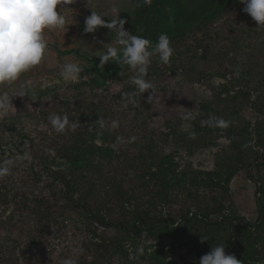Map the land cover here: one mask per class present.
I'll use <instances>...</instances> for the list:
<instances>
[{"label": "rangeland", "instance_id": "1", "mask_svg": "<svg viewBox=\"0 0 264 264\" xmlns=\"http://www.w3.org/2000/svg\"><path fill=\"white\" fill-rule=\"evenodd\" d=\"M137 1L62 0L60 10L66 16L67 23L62 29L45 31L49 48L46 60L22 75L17 82L3 86V90L8 91L10 96H14L20 90L25 91L27 95L13 98L16 110L0 117V140L3 145L4 141L8 140L12 129L22 132L21 134L18 131L13 133L14 147L12 146V151L9 152L4 146L5 152L0 153V160L7 159L16 153L23 154L25 151L31 155L30 163L18 164L12 169L10 176L0 179V248L2 247V252L4 251L1 253L3 257L13 256V251L18 254L19 249L23 248L22 245L24 246L32 237L40 244V254H45L46 264L51 261V258L61 262L62 259L70 256L72 248L77 243L82 244L86 250L80 257L88 258L90 255L88 248L93 249L96 242L107 239L109 241V239L121 236L112 229L105 230L94 220L84 218L72 208H67L64 194H62L64 187L59 181L54 180L55 175H51L59 168L54 166L56 152L66 143L81 150L78 140L82 137L80 134H84L83 131L86 130L87 125L85 117L81 118L83 115L86 118L92 117V125H96L94 131L104 130V133L109 134L108 136L115 140V145L122 148L121 158L118 160L94 157V162L99 164L94 170L90 167L89 172L86 173L94 175L99 171L101 177L97 174L93 177V182L97 185L106 184V188L113 186L118 189L122 185L129 193L142 198L146 205L150 203L153 216L157 219L166 221L170 215L179 216L181 211L192 205L191 200L194 196L199 197L201 192L205 193L210 205H213L214 199L221 198V195L225 193L224 190L210 184L200 189L190 186L191 198L185 189L178 191L171 189L169 193L161 192L162 189H159L160 192L157 191L159 184L149 170L153 152L148 150L151 146L148 140L155 139L156 143L161 133H169L172 127L174 133L170 132L169 137L163 136L153 149L154 152L174 155L175 161L180 165V171L186 165L191 164L194 171L202 172L201 175H195L196 180L205 179V173L208 171L213 173L222 168L233 152L230 149V140L226 138L228 129L216 131L210 139L211 146L200 147L194 151L187 148L182 149L175 142H181L187 136L192 135L181 127L183 123L181 114L184 108L195 109L196 119L192 121L190 130L195 132L197 118L202 116V106L216 100L217 94L220 98L221 109L224 108V104L233 105L223 100L239 89L238 84L244 86L251 79H255L253 75H242V70H238L237 64L247 54L250 46L258 45L255 34L261 35L259 36L260 41L264 40V28H259L255 32L254 29L247 27L240 34H236L235 31L244 24L240 12L231 14L234 28H229L227 25L229 20L222 21L221 25H218L223 27L222 37L225 38V44L220 47L223 49V54L233 47L230 44L233 35L236 47L233 55L229 56L232 61L227 60L222 64L221 71L217 67L218 60H215L214 70H217L221 76L212 79L209 82L210 85L209 83H188L181 74V70L177 68L179 66L178 56L181 53L189 55V59L192 58L193 48L197 46V43L192 40L188 48L173 47L175 52L168 66L162 64L158 56L153 57L146 79L151 80L155 85V99L148 103L147 98L150 92L137 93L133 97L135 103H130L129 96L136 92L135 86L130 83L133 71L130 69L124 72L119 82L109 80L106 85L99 87L96 85V76L90 61L100 62L99 57L106 51V48L103 49L104 44L111 42V46H117L115 45V34L106 28H99L95 33L90 34L84 33L83 29L85 18L91 15V11L104 14L106 22H110L113 17L111 9L115 6L120 11L119 18L127 21L125 29L130 33ZM197 35L195 37L199 39L200 34ZM72 50L75 53L61 54V52ZM203 53L200 49L197 56L200 57ZM260 59H263L262 53ZM113 61L105 64L104 68H109ZM68 62H79L84 69L80 78L75 81L65 80L60 74L62 65ZM252 80L250 82H253ZM209 92L211 95H208ZM253 99L251 105L244 103L238 114L241 122L246 124V128L250 129L251 133H253L252 130L258 118ZM144 101L148 104V109L144 108ZM230 108L231 112L235 109L234 106ZM54 112L67 113L70 120L79 119V128L75 132L69 130L65 134L56 133L48 122V116ZM114 120L118 121L119 126L116 128L112 127ZM24 133L34 140V145L27 142L26 146L22 147ZM249 135L254 145L255 135ZM174 136L177 141H174ZM197 136L195 132L192 136L194 142H197ZM117 137L125 139L135 137V140L119 144ZM85 139L91 142L88 136ZM95 143L102 144L99 140ZM20 148L22 151L18 150ZM178 152L179 155L176 154ZM84 154L89 157L90 152L85 151ZM40 157H45L47 160L40 159ZM31 166L34 171L30 169ZM40 177L42 180L39 179ZM228 190L232 209L246 220L255 222L258 218L256 186L250 180L247 170H241L235 175ZM164 197L168 198L171 203L167 202ZM98 198L101 201L105 195L100 194ZM18 202L21 203V211L15 205ZM94 204L98 205L95 202ZM226 204L228 205L229 202ZM14 213V221H21L24 218L25 222L30 224L32 231L29 230L30 228H25L15 230L13 234H10L8 231L11 229L7 223ZM101 236L104 238L101 239ZM138 240L141 251L156 243L151 234L146 232ZM161 242H166L165 238H162ZM191 248V245L175 246V251L173 250L174 252L168 255V261H174L176 264L193 262L196 251H192Z\"/></svg>", "mask_w": 264, "mask_h": 264}, {"label": "trees", "instance_id": "2", "mask_svg": "<svg viewBox=\"0 0 264 264\" xmlns=\"http://www.w3.org/2000/svg\"><path fill=\"white\" fill-rule=\"evenodd\" d=\"M244 7L245 5L239 3V0H138L130 34L141 35L155 43L159 35L164 33L169 36L172 47L176 48H188L191 40L196 42L197 46L193 48L191 59L185 53L178 56L179 66L177 68L181 70V74L190 84L209 83L215 77L221 76L217 70H214L215 60H218L217 67L221 71L222 64L227 60L232 61L229 56L233 55L236 47L233 35L230 39L233 47L223 54V49L220 47L225 44V38L222 37L223 27L218 25H221L222 21L229 20L227 25L229 28H234L231 14L240 12L244 24L235 31L236 34H240L247 27L254 29L255 32L259 30L257 23L243 11ZM197 34H200L199 39L195 37ZM255 36L258 45L250 46L247 54L237 64L238 70H242V75L254 76L255 79H251L253 82L250 80L244 86L238 84L239 89L223 100L233 105L224 104V108L221 109L220 98L217 94L216 100L202 106V116L197 118L198 123L195 124V132L198 134L197 142L192 140V136H187L181 142H175L182 149L187 148L194 151L200 147L211 146L212 135L216 131L227 128L226 138L230 140V149L233 152L222 168L213 173L208 171L205 173V179L196 180L195 175H201L202 172L194 171L191 164L186 165L180 171V165L175 161L174 155L154 152L153 149L163 136L169 137L170 132L174 133L172 127L169 133H161L156 143L155 139L148 140V144L151 145L148 150L153 152L149 170L159 184L157 191L162 189L161 192L169 193L171 189L177 191L185 189L191 198L190 186L200 189L210 184L225 191L221 198L214 199L213 205L209 204L205 193L201 192L199 197L194 196L191 200L192 205L181 211L179 216L176 215L175 218L170 215L166 221H162L153 216L150 203L146 205L142 198L129 193L122 185L118 189V187L106 188V184L99 186L94 183L93 177L96 174L101 177V173L99 171L94 175L86 173L89 172L90 167L94 170L99 164L94 162V157L118 160L121 158L122 148H118L115 140L108 136L109 134L104 133V130H93L96 125H92L91 116L81 117H85L87 123L84 134H80L82 137L78 140L81 150L66 143L56 152L54 166L59 168L51 175H55L54 180L59 181L64 187L62 194H64L67 208H72L84 218L94 220L105 230L112 229L121 236L109 239V241L107 239L96 242L93 249L88 248L90 252L88 258H79V264H176L174 261H168V255L177 245H191V250L196 251L195 260L187 261L185 264H199L200 258L218 244H223L226 254H234L238 260L244 261V264H264V40L260 41L259 36L261 35L258 33ZM200 49L204 53L198 57ZM73 53H75L73 50L61 52L63 55ZM261 53L263 59H260ZM90 61L96 76V85L99 87L106 85L109 80L119 82L124 72L130 70L127 65L119 66L115 60L109 68L100 67V62L97 60ZM252 99L258 113L253 133L246 128V124L241 122L238 116L244 103L251 105ZM231 106L235 107L232 112ZM145 107L148 109V104L144 101ZM210 115L225 119L229 122L228 127L202 126L201 120L208 119ZM15 131L18 130L12 129L4 145L0 140V153L5 152L4 146L9 152L12 151V146L14 147L15 144L13 134ZM249 134L255 135L254 145H252ZM86 136L91 142L85 139ZM97 140L102 144L95 143ZM174 141H177L175 136ZM27 142L34 145V140L24 133L22 135L23 148ZM18 150L22 151L21 148ZM85 151L90 152L89 157L84 154ZM40 159L47 160L45 157H40ZM30 169L33 170V167L31 166ZM241 170H247L250 180L256 186L258 218L255 222L246 220L233 210L231 198L228 195L231 181ZM39 179L42 180V177ZM115 189L117 190L113 191ZM100 194L105 195L101 201L98 198ZM165 199L171 203L168 198ZM94 202L98 204V207ZM227 202H229L228 205ZM15 205L21 211V203L18 202ZM25 207L27 208V203ZM33 212L36 213V211ZM14 215L15 213L7 223L11 229L8 231L10 234H13L15 230L30 228V224L25 222L24 218L21 221H14ZM29 230L32 231L31 228ZM144 232L151 234L156 243L141 251L138 238ZM202 237L207 240L202 241ZM162 238H165L166 242H161ZM22 247L18 254L13 251V256L8 257L2 256L1 253L4 251L2 252L1 247L0 264H46L45 254H40L41 246L35 239L31 237ZM21 257H23V262ZM48 264H61V262L51 258Z\"/></svg>", "mask_w": 264, "mask_h": 264}, {"label": "clouds", "instance_id": "3", "mask_svg": "<svg viewBox=\"0 0 264 264\" xmlns=\"http://www.w3.org/2000/svg\"><path fill=\"white\" fill-rule=\"evenodd\" d=\"M239 3L245 5L243 11L257 23L258 28H264V0H239ZM61 5L62 0H0V117L16 110L13 98L27 95L25 91L20 90L10 96L8 91L3 90V86L17 82L22 75L46 60L49 51L46 30L65 27L67 18L60 10ZM111 12L113 17L110 22H106L104 14L91 11V15L85 18L83 31L90 34L99 28H106L115 34L117 46H111V42L103 45L106 51L99 57V66L104 67L113 60L117 61L119 66L127 65L134 73L130 83L136 89V92L129 96V102L135 103L133 97L137 93L150 92L147 102L151 103L155 99V85L146 77L152 58L158 56L159 61L167 65L171 62L175 49L167 34H160L155 43L141 35L130 34L125 29L127 21L119 18V9L113 6ZM83 71L79 62H68L62 65L60 74L65 80L75 81ZM195 119V109L184 108L181 127L192 136L195 132L190 130ZM48 122L58 134H65L69 130L75 132L80 126L79 119L70 120L67 113H51ZM228 123L214 115L201 120V125L208 127L226 128ZM118 126V121H112L113 128ZM134 140L135 137H117L119 144ZM25 162H31V155L27 151L0 160V179L10 176L14 167ZM204 240L207 239L202 237V241ZM85 251L82 244L77 243L71 250L72 254L62 259L61 264H79V257L84 255ZM199 264H244V261L238 260L234 254H226L225 246L218 244L200 258Z\"/></svg>", "mask_w": 264, "mask_h": 264}]
</instances>
